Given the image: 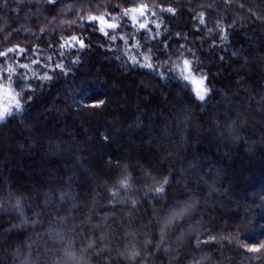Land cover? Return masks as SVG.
Returning a JSON list of instances; mask_svg holds the SVG:
<instances>
[{
  "label": "trees",
  "instance_id": "obj_1",
  "mask_svg": "<svg viewBox=\"0 0 264 264\" xmlns=\"http://www.w3.org/2000/svg\"><path fill=\"white\" fill-rule=\"evenodd\" d=\"M120 2L111 0L112 5ZM136 3L149 6L146 17L152 35L156 31L152 22L163 19L160 39L169 41L173 59L184 44L185 58L198 69L189 80L182 79L178 68L173 72L133 66L131 59L138 50L130 45L137 41L144 46L163 45L149 41L126 18L106 38L90 27L68 32L67 24L52 21L51 8L37 10L45 8L43 4L0 0V51L15 44L29 49L36 46V55L9 54L8 63L18 74H26L33 87L42 85L22 115L10 117L0 126V191L21 194L25 216L39 220L35 227L27 224L8 230L13 223L20 224L19 214L0 200V264L6 244L26 237L43 243L56 233L71 235L74 243L93 239L101 247L107 244L113 249L110 264H125L117 251L126 244L139 242L145 232L158 239L152 204H143L134 213L128 211L132 199L143 203L146 185L158 186L145 178V172L161 180L170 178L167 199L159 202V209L162 203L184 200L189 193L199 200L184 227L169 233L168 246L176 249L177 259L161 251L154 264H186L203 253L212 257L205 264H264V252L249 253L242 246L264 243V17L249 18L251 12H264V0ZM168 7L175 8V16L159 11ZM200 12L205 13V25L199 23ZM58 13L59 9L52 14ZM218 21H226L220 25L225 28L236 25L228 28L226 43L218 35ZM41 27H46L47 34L36 44L31 34H39ZM12 29H19V35L6 44L4 36ZM73 34L86 36L89 47L61 50L60 37ZM25 35L28 40L23 39ZM112 35L117 37L115 41L110 39ZM49 43L56 46L48 48ZM143 50L146 47L139 51ZM61 51H65L63 57ZM77 58L80 63L72 64ZM33 59L40 63L31 69L17 68L14 62L31 64ZM61 60L72 68L68 76L58 70L51 72ZM4 61L0 57V74L8 66ZM45 72L54 78L43 82L33 77V73L42 76ZM201 74L209 89L206 102L196 99L197 86L191 79L199 80ZM24 83L14 76L13 87L6 91L15 95ZM10 100L11 105L15 103ZM92 104L100 107L88 106ZM242 120L246 121L243 140L237 145L233 137L240 132ZM125 164L134 183L131 192L120 190V198L129 204H117L113 212L109 192L118 188V179L126 174ZM137 191L139 196L134 195ZM62 193L67 194L63 201L59 199ZM61 217H67L63 224L58 222ZM85 219L91 220V226L81 223ZM69 229L73 231L69 233ZM128 232L135 236H127ZM181 232L186 235L177 243ZM208 232L218 239L228 236L232 243L220 239L197 249L196 237L207 239ZM101 236H106L103 242ZM257 256L261 258H253Z\"/></svg>",
  "mask_w": 264,
  "mask_h": 264
},
{
  "label": "snow or ice",
  "instance_id": "obj_2",
  "mask_svg": "<svg viewBox=\"0 0 264 264\" xmlns=\"http://www.w3.org/2000/svg\"><path fill=\"white\" fill-rule=\"evenodd\" d=\"M20 4H35V5H45V8H38V11H47L48 8H51L52 12L49 14L52 15V21H56L60 24H67L68 32H75L77 29L84 31L86 27H90L92 30H98L101 35L104 37H109V30L115 32L117 29L122 27L121 21L125 20V18L131 22V27L135 28L137 32L144 31L147 35L149 41H157L158 45L162 44L163 47L153 46L152 44H148L146 46L141 45L139 41L129 46L130 49H137V53L132 57L131 63L133 66H139L147 69H155L159 67H163L164 69L171 70L173 72L179 69V74L183 80L187 81L190 79L192 73L198 71L194 64L189 59L185 58V53L183 51L184 44H180V50L173 59L170 54L169 41L160 39L162 33L160 29L163 25V19L158 17L159 22L153 21V27L155 28V34L152 35L151 29L148 28V19L146 17V13L150 11L149 6L143 3L137 4L136 0H121L120 3L116 5H112L111 0H17ZM227 4L229 0H224ZM121 3L129 4L128 7H122ZM101 8L103 10L101 11ZM116 8H119V11H115ZM59 9V13L53 15V12ZM243 5H241V13L243 14ZM159 11L161 13L167 12L176 15V10L173 7L168 8H160ZM99 13V14H97ZM151 14L153 16H157V11L152 10ZM264 17V12L256 13L251 12L249 14V18L251 16ZM66 17V18H64ZM141 18L143 22H141ZM200 25H205V13L200 12L198 14ZM221 23H226V21H218V35L220 36V40L222 43H226L229 38L228 28L236 27L235 23L229 24L227 28L221 27ZM264 27V24H261ZM19 29H12L8 35L4 36V43L12 44V39L15 36L19 35ZM167 31V28H165ZM209 32L212 29H208ZM47 34L46 27H41L39 29V34L32 33L31 35L35 38L36 44L38 41L43 38L44 35ZM177 39L180 38V33L176 34ZM121 40H125L124 36L119 37ZM24 40L29 39V35H25L23 37ZM112 41H115L117 37L112 35L110 37ZM133 40H136V36L133 35ZM86 36L84 35H70V36H61L59 42V48L61 50H68L73 48H78L79 50H84L89 45L85 43ZM125 43L127 41L125 40ZM55 43H49L47 45L48 48L55 47ZM146 50L139 51L141 49ZM191 51V50H189ZM32 52L33 55L38 53V48L34 46L29 49L27 47H22L20 44H15L11 47H7L5 51H0V57L5 58L4 63L8 64L6 68L2 69V74H0V89L8 90L13 87V78L14 76L21 81H25L18 93L15 95H11L10 98L15 101L14 104L6 106L0 109V126H3L8 122L10 117H14L16 115H22L24 109L27 106V103L30 102L34 96L38 88L42 85L38 84L36 87H33L30 78L24 73H17L16 68L12 66V64L8 63L9 59L12 57L9 54H15L16 57L27 58V53ZM65 55V51L60 52V56L63 57ZM48 61L52 60L51 56L46 57ZM16 63V67L20 69H31V65L39 64L40 61L37 59L31 60V64L29 63H19L18 60L14 61ZM80 63V59L72 60V64ZM173 64L176 67H173ZM59 71L64 76H68L72 72L71 67H66L63 60L59 63L55 64V67L51 69V72L54 73ZM6 74V75H5ZM33 77L37 81H51L54 77L49 72H45L42 76L33 73ZM206 77L201 74V77L198 81H196L200 87L196 90L195 96L196 99L200 102H206V97L209 93V89L205 87ZM90 107H100L99 104L88 105ZM107 139V137H105ZM125 170V175L122 178L118 179L117 184L118 188L116 190H112L109 192V205L113 212H115L116 205H128L129 201L127 199H121L122 189L124 192H131L132 185L134 183L133 175L127 171L128 166L123 165ZM145 178H150L153 181V184H158V186L153 187V185H146V190L143 195V203L139 199H132L130 201V207L128 209L129 213H134L139 210L143 204H152V212L153 216L156 218L158 223V239H153L148 232L143 234V239L137 242L136 240L130 241V243L126 244L123 249L117 251V256L125 262V264H154V260L156 255L159 252H163L168 255L170 259H177L175 252L176 249L168 246V237L170 232H175L176 230L183 228L184 224L187 222V219L192 215V205L190 201L184 202H176L170 208L167 209V213L162 215L160 209L157 207L160 201L167 199V190L170 186V178L164 177L162 180L160 177H152L150 172L144 173ZM70 179V178H69ZM67 194L62 193L59 196V199L63 201ZM134 195L139 196L140 193L137 191ZM155 202V203H153ZM19 207V204L17 205ZM3 208V203L0 202V209ZM20 224L17 225L13 223L10 229H15L17 227H23L27 224H31L35 227L38 223V219H29L25 216L23 211H18ZM36 216H39V213H36ZM177 217H183L177 222ZM67 220V217L58 218V222L63 224ZM103 221H106V218H103ZM85 226H91V220L85 219L81 222ZM99 225H96L98 227ZM171 230V231H170ZM191 231V229H189ZM127 236L133 237L134 233L128 232ZM186 235L185 232H181L179 236H177V243H181L183 241V237ZM207 239L203 236H197L195 247L199 249L205 244H211L212 242H219L220 239L226 241L228 244L232 243V240L228 236L220 237L219 239L212 235L211 232L205 234ZM56 236H62L61 233H56ZM103 242L106 239V236L100 237ZM90 247L99 249L98 256L100 257V264H110L111 261V253L113 249L105 244L103 247L96 244L93 239H89ZM244 250L249 253H262L264 252V243H258L255 245L245 244L242 245ZM223 247V245H221ZM107 257V259H104ZM256 259H260L261 257H253ZM207 261L205 256H201L200 260L197 264H205Z\"/></svg>",
  "mask_w": 264,
  "mask_h": 264
},
{
  "label": "clouds",
  "instance_id": "obj_3",
  "mask_svg": "<svg viewBox=\"0 0 264 264\" xmlns=\"http://www.w3.org/2000/svg\"><path fill=\"white\" fill-rule=\"evenodd\" d=\"M246 121L240 122V132L233 137L234 142L238 145L243 140V129ZM47 191V190H43ZM0 200L8 204V210L18 212L23 211L21 206L22 195L12 191H0ZM190 201L192 213L197 210L199 200L194 199L189 193L184 200L176 199L171 204H161L160 212L162 215L167 213L176 202ZM19 204V207L17 206ZM183 217H177V222ZM69 233L73 230L69 229ZM171 231V230H170ZM74 237L71 235L54 236L43 243L34 242L31 237L23 240H14L6 244L3 248V264H99V249L90 247V241L74 243ZM201 256H205L207 261L211 262V254L203 253L198 257L190 258L186 264H197ZM107 259V257H104Z\"/></svg>",
  "mask_w": 264,
  "mask_h": 264
},
{
  "label": "rangeland",
  "instance_id": "obj_4",
  "mask_svg": "<svg viewBox=\"0 0 264 264\" xmlns=\"http://www.w3.org/2000/svg\"><path fill=\"white\" fill-rule=\"evenodd\" d=\"M194 86H197V89L200 87V85L196 82L197 79L191 78ZM8 91V90H7ZM6 90L0 89V109L11 105L10 95Z\"/></svg>",
  "mask_w": 264,
  "mask_h": 264
}]
</instances>
